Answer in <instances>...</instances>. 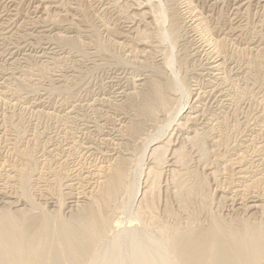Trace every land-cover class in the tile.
<instances>
[{"label":"rangeland","instance_id":"1","mask_svg":"<svg viewBox=\"0 0 264 264\" xmlns=\"http://www.w3.org/2000/svg\"><path fill=\"white\" fill-rule=\"evenodd\" d=\"M124 1L0 0V211L47 220L32 225L38 240L28 264L55 251L67 264H86L92 249L74 259L58 237L86 204L106 220L93 238L98 246L130 227L223 232L264 221L262 210L246 211L249 200L264 202V0ZM154 5L165 12L162 23ZM144 6L147 20L135 12ZM171 29L170 41L163 33ZM168 55L173 68L163 64ZM176 75L183 95L166 86ZM156 83L165 106L146 99ZM153 138L169 150L158 162L142 159L156 177L142 184L154 207L140 213L130 188ZM115 157L126 190L96 205L99 177ZM9 235L0 242L16 239ZM211 258L206 251L201 264ZM255 264H264V249Z\"/></svg>","mask_w":264,"mask_h":264},{"label":"bare ground","instance_id":"2","mask_svg":"<svg viewBox=\"0 0 264 264\" xmlns=\"http://www.w3.org/2000/svg\"><path fill=\"white\" fill-rule=\"evenodd\" d=\"M38 1H39V3L42 4V3H51V2H54L55 0H38ZM167 1H169V0H167ZM124 2H126V0ZM160 2L161 1L159 0V4H160ZM59 3L62 4V6H64V5H67L68 3H70V0H60ZM53 5H49V6H53ZM154 8H156V11H159V16H157V17L159 19L158 21H160L162 23L164 21V16H165L164 13L165 12L163 10H161L158 5H156V6L154 5ZM47 9H49V8H47ZM50 9H52V8H50ZM65 9H64V11H65ZM54 10H55V8H54ZM135 10H136L135 11L136 14L139 15V17L145 18L146 20H147V18L150 17V16H148L149 13H148V10L145 6L136 8ZM43 11H46V10L44 9ZM47 12H48V10H47ZM50 12H51V10H50ZM173 13H174V11H173ZM148 21H149V19H148ZM172 24H173V22H172ZM163 31H161V32L163 33ZM169 33L170 34L173 33L172 29L166 33H163V35L166 34L165 37L166 38L170 37V41H171V39H173V37H172L173 35L171 34L172 35L171 36ZM164 40H166V39H164ZM164 58L165 59H163V64H165L167 66L169 65V68H170V65H171V67L174 65V64H172L173 61H172L171 55L165 56ZM172 68H171V70H172ZM173 75H175V74H173ZM176 77H178V76L176 75V76H174V78L172 77V80H170L171 82H168L166 86L169 87L170 89L174 90V91H179L181 93V95H183L184 86L182 85L179 78H176ZM146 99L149 102H158L159 104H161V106H165L167 104V100H166V96L164 93L163 85H161L160 83L154 84L153 92L148 94L146 96ZM187 108H186V110H187ZM179 112H181V110ZM183 112L185 113L186 111H183ZM188 114H189V111L185 113L184 118L187 117ZM174 115H176V114H174ZM178 115H179V113H178ZM174 117H176V116H174ZM181 117H182V114L180 115V118ZM173 122L174 121H172L171 123H173ZM167 124H168V122H167ZM167 127L170 128L169 126H167ZM167 127H166V129H167ZM158 131L159 130H157V132ZM160 132L161 131H159V133ZM157 135H158V133H157ZM182 138L185 139L186 137L183 136ZM147 142L148 143L146 144L143 152L141 151L142 155L139 157V162L137 165V174H135V176H137V179H138V181H136V182H140V183H137V184L132 183L131 188H130L131 189V198L137 197V201L140 200L138 207H137V211L140 213H142L144 211L152 210L154 207V200L152 198H149V200H146L147 191L143 190L142 184L143 183L153 184L155 177H156V173L154 172L153 167H148V165H147L148 169H144L143 165L141 164L142 159H144L145 155H146L149 159H154L155 162H158V159H161L160 155L161 154L164 155V153H166L169 150L168 148H166V145H168L167 143L160 145V143L162 142V140H160V139L153 138ZM118 144H119V142H118ZM171 151H172V149H171ZM173 153H174V151H173ZM176 153H178V152H176ZM170 155H172V154H170ZM173 159H171V160H172V162L175 163L176 160L173 161ZM112 160L113 161H111L110 165H109V166H111V168H109L108 170H104V172L106 171L105 174H103L102 176L99 177L100 178L99 179L100 180L99 185L101 186V189L98 193L99 197H98V201H97L96 205L109 204L110 202L114 201L120 193H122L126 190V189H124V176H123V166H122L123 159H119L118 157H115ZM171 165H172L171 163L168 164V166H171ZM169 169L173 170L174 168L172 169L170 167ZM99 174H101V172ZM95 183L98 185V179ZM94 194H95V192H94ZM85 199H86V197H85ZM253 199L254 200H251V201L248 199L249 205L247 203L246 211H248L251 215H254L258 210L259 211L262 210L264 212V202L258 203L257 199L256 200H255V198H253ZM135 200H136V198H135ZM75 202H73L74 205H72L73 203L70 205L71 207L74 206L73 207L74 209H75V206H77L79 203L76 200H75ZM84 202H86V201H84ZM8 204L10 206L13 205V204H11V202H9ZM81 205H84V204H80V206ZM16 206H18V205H16ZM130 207H132V203L128 202L126 207H125L126 211H127V209H130ZM14 210L20 211V210H22V208L16 207V209H14ZM259 211H258V213H259ZM124 212H125V210H124ZM125 215H126V217H129V218L133 217L130 215V212L129 213L126 212ZM71 217H72V215H71ZM46 221L47 220L43 215L34 216V215H28V213L25 211L24 212H12V210H10V211L1 210L0 211V223H1L0 225H4V227L7 225L6 226L7 228L4 230L2 229L1 230L2 232H0V233H2L3 235H9L10 234L12 237H15L16 239L14 240V239L10 238V235H9L10 239L7 240L6 239L7 237H5L4 242H0L1 243L0 244V264H26V263L28 264V262H27L28 258H26V257H29L28 252H30V251H31V253L34 252V251H32V249L30 247H32V245L35 244V241L38 240L36 238V239H34L35 241H33V235H32V233H33L32 227L33 226L32 225H34V226L36 224L41 225V223H44ZM241 222H244V220H242ZM247 222H244L243 224L241 223L242 224L241 228L231 226V227L223 230V232H222V230H220V228H218V229L217 228H213V229L200 228V229L193 230V231H189V230L188 231H182V230L169 231V229L167 227L160 226L158 228L156 227L157 231H154L156 229H154V230L152 229L153 231L149 229V231L156 232L153 234L152 232L147 233V231L145 230L146 227L145 228L144 227H140V228L130 227V228H126V229H120L119 228L120 230L117 231L116 234L111 236L112 237L111 241H108V242L106 241L107 243H102L98 246L99 242L97 245H95L93 238L102 229V227L106 224V220L102 219V218L100 219V213L97 210H94L90 204L89 205L86 204V206L80 207L79 211L74 215V218L71 222H66L63 224V229L60 226V228L62 229V232H61V234H59L58 237L63 239V243H61L62 247L59 250H63V252H64L65 249H69V251L72 252V254H73V258L75 259L76 257H78L77 255L80 256L84 253H88L92 249L93 252H92L91 256L88 258L86 264H201L204 261V253L206 251H209L212 253V258L210 261L211 264H225L228 261L234 262L237 259H239V261H236V264H237V262H239V264H240L241 262H243V260H244V263H246V264H255V258L257 256L261 255L263 253V249H264V221H262L261 223H259L256 226H252V225L248 224ZM259 222H260V220H259ZM40 225H39V227H43V225L42 226H40ZM4 227H2V228H4ZM37 227H36V231L34 230V232H35L34 235H36V232L41 231V230H39L40 228L37 229ZM60 228L58 227L59 231H61ZM34 229H35V227H34ZM58 229H57V231H58ZM42 230L44 231L43 228H42ZM45 232L46 231H44V233ZM4 233H8V234H4ZM41 233H42V231H41ZM222 233L225 234L226 237L229 238V240L232 244V245L230 244L231 245V247L229 246L230 248L228 247L229 243H227L226 241L225 242L223 241L226 238L222 240V237L224 238V235L222 236ZM2 234H0V237L2 236ZM40 235H42V234H40ZM55 237H57V236L55 235ZM41 239H43V238L41 237ZM0 240L2 241L3 238ZM226 240L229 242L228 239H226ZM226 243H227V245H226ZM2 244L4 246H2ZM39 244H41V243H39ZM43 244H44L43 249L48 248V247H45L48 244L45 245V243L42 242L41 245H43ZM38 246H40V245L35 246V249L38 248ZM49 250H50V248H49ZM37 251H38V249H37ZM37 251L35 250V252H37ZM41 252L42 251L40 250V253ZM45 252L48 254V251H45ZM27 253H28V255H27ZM58 254L61 255V253L59 251H57V252L55 251V253L52 255L50 253V257H48L46 255L47 257H44L41 262H39V260H38L39 258H37L36 260H38V263H35V264H67L68 261L64 260V258L63 259L60 258V255H58ZM7 255H8V258H6ZM31 255H35V254L32 253ZM8 259H9V261H8ZM240 260H242V261L240 262ZM35 262H37V261H35ZM31 263H33V262H30V264Z\"/></svg>","mask_w":264,"mask_h":264}]
</instances>
